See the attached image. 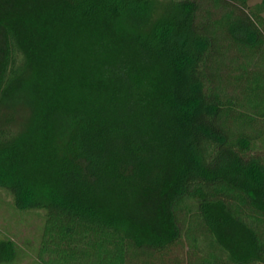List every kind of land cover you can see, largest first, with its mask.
<instances>
[{"label": "trees", "instance_id": "trees-1", "mask_svg": "<svg viewBox=\"0 0 264 264\" xmlns=\"http://www.w3.org/2000/svg\"><path fill=\"white\" fill-rule=\"evenodd\" d=\"M263 13L0 0V187L47 264H264Z\"/></svg>", "mask_w": 264, "mask_h": 264}, {"label": "rangeland", "instance_id": "rangeland-1", "mask_svg": "<svg viewBox=\"0 0 264 264\" xmlns=\"http://www.w3.org/2000/svg\"><path fill=\"white\" fill-rule=\"evenodd\" d=\"M260 1L248 0V4ZM45 221L43 209L18 208L13 195L0 187V234L9 236L17 245L14 257L0 264H47L45 257L53 244L47 241Z\"/></svg>", "mask_w": 264, "mask_h": 264}]
</instances>
